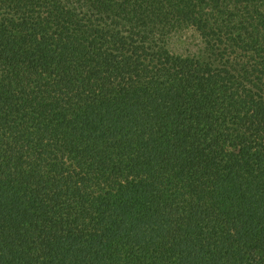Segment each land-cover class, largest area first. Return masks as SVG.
I'll list each match as a JSON object with an SVG mask.
<instances>
[{"label": "trees", "instance_id": "trees-1", "mask_svg": "<svg viewBox=\"0 0 264 264\" xmlns=\"http://www.w3.org/2000/svg\"><path fill=\"white\" fill-rule=\"evenodd\" d=\"M0 264H264V0H0Z\"/></svg>", "mask_w": 264, "mask_h": 264}, {"label": "rangeland", "instance_id": "rangeland-1", "mask_svg": "<svg viewBox=\"0 0 264 264\" xmlns=\"http://www.w3.org/2000/svg\"><path fill=\"white\" fill-rule=\"evenodd\" d=\"M191 40H192V38L189 39V40H184L185 42H184L183 45H182V50H184L186 46H189V47L192 48V44H193V42L189 44V42H191ZM186 43H188V44H186ZM180 44H182V43H180ZM180 47H181V45H180Z\"/></svg>", "mask_w": 264, "mask_h": 264}]
</instances>
